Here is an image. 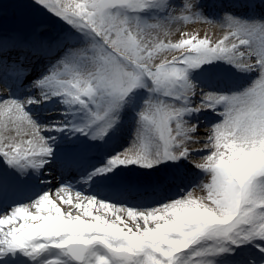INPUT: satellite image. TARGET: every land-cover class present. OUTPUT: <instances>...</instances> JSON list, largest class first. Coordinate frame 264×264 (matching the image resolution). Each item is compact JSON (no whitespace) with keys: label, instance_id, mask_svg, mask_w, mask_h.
<instances>
[{"label":"snow or ice","instance_id":"6c2138e0","mask_svg":"<svg viewBox=\"0 0 264 264\" xmlns=\"http://www.w3.org/2000/svg\"><path fill=\"white\" fill-rule=\"evenodd\" d=\"M165 4L33 0L34 7L68 25L55 33L47 25L32 26L22 9L0 8V157L14 170L0 173V188L19 186L49 163L53 138L42 132L69 129L103 140L141 88L150 98L136 113L131 147L97 172L185 159L204 173L183 196L151 209L117 206L77 191L72 204L73 189L66 185L56 186L55 195L75 211L62 212L51 188L28 204L0 205V264H25L22 256L31 260L51 249L71 264H216V257L241 244L252 247L242 249L236 264H264V18L240 20L225 13L215 23L227 27L218 43L196 35L166 43L162 37L173 27L214 22L198 10L199 0L167 4L169 17L155 23L141 24L129 15ZM218 59L254 75L252 82L232 95L204 93L193 106L197 93L189 70ZM38 62L41 71L28 86L35 94L12 98L8 89L21 88ZM53 98L66 109L65 120L82 113L86 122L38 124L28 106ZM202 111L219 119L201 130L189 118ZM193 152L203 155L193 160ZM62 166L71 170L75 161L68 156ZM125 215L133 227L124 223Z\"/></svg>","mask_w":264,"mask_h":264},{"label":"bare ground","instance_id":"6f19581e","mask_svg":"<svg viewBox=\"0 0 264 264\" xmlns=\"http://www.w3.org/2000/svg\"><path fill=\"white\" fill-rule=\"evenodd\" d=\"M169 0H166V2ZM252 0H231L234 5L232 9H228L231 12L236 13L237 17L240 14L236 5H243L246 2H251ZM157 10L156 7L147 10L145 13L151 14ZM206 28L203 22L200 23L198 29ZM68 29V26L67 28ZM197 29V28H196ZM219 34L220 40L223 39V36L227 34V27H219V30L213 31V39L215 36ZM219 41L215 40L213 43H218ZM236 67L232 64L225 62L222 59L213 60L211 62L205 63L201 66L200 69H191L189 70V76L193 78V82H191L195 86L196 95L192 97L193 106L200 102L201 96L204 93H215L220 95H227L225 91H222L223 87H225L226 80L228 79V71H234ZM237 69V68H236ZM41 71V64H36L32 71H30L27 75L23 77V82L28 80L30 77H33ZM243 75L244 81L239 86L241 90L245 89L253 80L254 75L246 74L241 72ZM33 80L30 81L29 85ZM226 81V82H225ZM145 88H141L137 90L131 97H129V103L145 105V101L149 100L150 93L148 91L144 92ZM240 90V91H241ZM12 98L23 99L26 94L34 95L35 90L33 89L31 92L27 90V92H22V88H17L15 85L8 89ZM238 93V92H237ZM235 94V93H233ZM50 108H60L66 111V109L59 103V100L53 98L50 101L41 102L40 104L29 105L27 110L32 115L33 119L38 124H54L60 121H64L65 123L70 120L72 124H77V126H81L86 122V115L82 113H77L74 115H70L68 120H65L64 116H61L59 120L52 121L43 118L39 113L41 110L50 109ZM212 116H210V115ZM194 117L192 123H196L199 125V128L206 127L209 124L215 123L219 117H217L212 111H202V114H193L191 116ZM190 117V118H191ZM136 117L131 114H127L124 111L121 114V122L112 129L107 136L104 137L103 140H92L88 136L81 135L80 133H74L69 129H65L63 132H42V135L45 137H52L53 139L50 141L54 158L49 160V163L44 166L43 169L40 170L39 173L29 172L27 177H23V183L19 186H10L11 190L20 189L24 192H28L29 194L25 196H21L16 199L15 202L11 203L12 205L17 206V204H28L32 200H35L41 193L47 192L50 188L53 189L51 193V198L57 203V206L61 207L62 212H68L72 209V204L75 201H72V204H66L62 200H59L55 195L54 188L58 185L67 183L75 186V188H80L84 190L86 193H100L104 196L112 197L113 195H117L121 193L115 187L110 189L112 182H119L124 178H131V176H135L137 178H147L150 175H160L163 170L162 163L152 167V168H143L137 165H128V166H120L114 168L112 171L106 173H99L97 169L103 168L107 165L109 159L115 157L118 153H122L126 149L131 147L133 134L136 128ZM199 134V133H197ZM109 139V140H108ZM81 146H85V148L80 151L79 148ZM103 146V147H102ZM195 149H193L194 151ZM201 152H193L192 158L198 159L202 156ZM71 156L75 161V166L71 170H65L62 166V162L68 157ZM100 164V165H98ZM189 165H193V162H189ZM95 165H98L97 167ZM189 168L183 170V175L180 177V185L185 191L191 190L192 184L190 180L197 178L194 174H189ZM14 171L9 167V165L4 161L2 157H0V173L3 172H12ZM5 188V187H4ZM4 188H0V198L4 193ZM6 191V190H5ZM183 192L175 191L172 193L170 197H165L160 200H156L154 202H149L146 200L139 201L137 203H133L134 205L125 204L126 207L133 209H151L153 207L160 206L161 204L174 200L183 196ZM10 196V195H9ZM92 196V195H90ZM96 198L95 196H92ZM12 199V197H11ZM98 199V198H96ZM12 205L10 207H12ZM8 206V205H6ZM122 206V205H120ZM34 212V209L32 210ZM82 211V209H81ZM105 212L109 213V218H111L110 210L102 209L100 214L103 215ZM93 214H97L95 207L93 208ZM124 223L128 224L129 227H133L132 221L125 215L122 217ZM122 226V225H121ZM251 244H241L239 247L233 246L234 251H229L224 253L226 257H237L240 258L244 253H242V249L251 248ZM17 255H22L17 253ZM26 256H22L24 261ZM65 259L64 264H71V261L67 257L61 256V254L54 249L48 250L44 253H41L35 256L33 259H28L29 264H48V262L53 258ZM237 261V260H236ZM255 264L254 260H251V263Z\"/></svg>","mask_w":264,"mask_h":264},{"label":"rangeland","instance_id":"374dc122","mask_svg":"<svg viewBox=\"0 0 264 264\" xmlns=\"http://www.w3.org/2000/svg\"><path fill=\"white\" fill-rule=\"evenodd\" d=\"M201 1L202 0H199L200 7L198 10L202 13V15L205 18H207V20L212 21L214 23L210 24V23L205 22L203 19H201V20H196L195 22H189L187 24H182V25L173 27L169 36L162 37V39L166 43L167 42L176 43L179 41V39H181V38L186 39V38H188V36H191V35H196L199 39H204L205 37H207L212 43H213L214 39L217 41L220 40L219 34L217 35V37L215 36V38L213 39V31L219 30V27H220L219 24H215V23H222L223 20L222 21L219 20V19H221L219 17L220 14H218V16L217 15L215 16V15H213L212 12H209L208 8L203 7V5L201 4ZM169 3L174 5V6H178V7L183 6V0H169L166 2L164 7L157 6L156 7L157 10L154 13L147 14V13H145L146 12L145 11V12H142L138 15L131 14V13H129V15L133 19L138 20L141 24L155 23V22L164 20V19L169 17V13L171 12V9H169L167 7V4H169ZM0 8L6 9V10L7 9H14V8L22 9L29 16L32 26H37V23L35 22L36 19L37 20L46 19L47 23L43 24V25H47L51 32L52 31H56V32L64 31V30H66V28L68 26V25L64 24L63 21L57 19V17H55L53 14H50L47 11H44V10H41L39 8L34 7L33 6V0H0ZM31 20H34V21H31ZM240 20H242V19H240ZM201 22H203V24L206 26L205 29L204 28L198 29V26L200 25ZM183 34H187V35H183ZM204 64L200 65L196 69H200L201 66H203ZM235 70H237V69L235 68ZM189 72H188V74H189ZM235 74H237V73L235 71H232L230 75L232 77ZM37 75L30 77L28 80L23 82V84H22L23 86L21 87L22 92H27L30 81L35 80L37 78ZM188 80L190 82H193V78L189 75H188ZM144 91H146V90L144 89ZM155 98H156V96H151V99L153 100V102L156 101ZM147 101H145V103ZM143 106L144 105L139 106L138 104L129 103V106H127L124 109V112L127 114H131L134 117H136V113L139 112ZM64 111L65 110L60 109V108H50V109L41 110L39 113L41 114V116H43V118H46L47 120L56 121V120H59V118L62 116L61 113ZM199 114H202V112H200ZM210 116H212V115H210ZM189 119H190V123H192L194 117L193 118L191 117ZM73 125H77V124H73ZM203 128L204 127H201L200 129L202 130ZM52 157L54 158V155ZM189 162H190V160L180 159L176 162L167 161V162L162 163V165L165 167V171L166 170L171 171V172L173 171V173L177 172V174H175L176 180L177 179L179 180V175H180V177L183 175V169L189 168L190 169L189 174L192 173V174H194V176L197 177V178L194 177V179L190 180V183L192 184L193 181L202 180L203 177H200L201 176L200 174L204 175V173L202 171L196 169L193 165L192 166L189 165L188 164ZM98 165H100V164H98ZM98 165H95V166L97 167ZM155 174H154V177L157 176V174L156 175ZM167 174H169V173H167ZM163 175H165L164 171L162 172V174L159 177L163 178L162 177ZM145 179H149V178H145ZM177 189H178V191L183 192L182 194H184L186 192L185 190H183V188L181 186H179V183H170L169 184V187H168L169 192H172V191L177 190ZM103 202H105V201H103ZM114 205H116V204H114ZM54 258L55 257H53L52 259H54ZM209 259H211V258H209ZM215 259H216V264H225L226 261H230L231 264H236L233 262H235L239 258H237V257H235V258L234 257H226V256H224V254H222V255L216 257ZM61 260L65 261V259H61ZM249 263H251V260L249 261Z\"/></svg>","mask_w":264,"mask_h":264},{"label":"clouds","instance_id":"9594fccd","mask_svg":"<svg viewBox=\"0 0 264 264\" xmlns=\"http://www.w3.org/2000/svg\"><path fill=\"white\" fill-rule=\"evenodd\" d=\"M241 183H243V181H240Z\"/></svg>","mask_w":264,"mask_h":264}]
</instances>
